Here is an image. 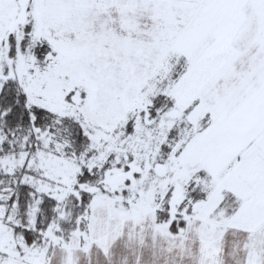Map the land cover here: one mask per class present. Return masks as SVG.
Segmentation results:
<instances>
[{
    "label": "snow or ice",
    "instance_id": "snow-or-ice-1",
    "mask_svg": "<svg viewBox=\"0 0 264 264\" xmlns=\"http://www.w3.org/2000/svg\"><path fill=\"white\" fill-rule=\"evenodd\" d=\"M0 264H264V0H0Z\"/></svg>",
    "mask_w": 264,
    "mask_h": 264
}]
</instances>
